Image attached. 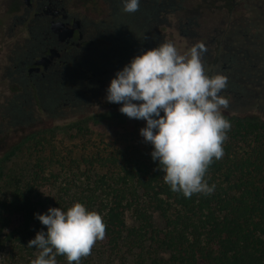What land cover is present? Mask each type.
Returning a JSON list of instances; mask_svg holds the SVG:
<instances>
[{"label":"trees","instance_id":"trees-1","mask_svg":"<svg viewBox=\"0 0 264 264\" xmlns=\"http://www.w3.org/2000/svg\"><path fill=\"white\" fill-rule=\"evenodd\" d=\"M122 40L121 64L115 70H105L104 76L93 70L83 84L33 87L37 106L58 118V111H82L107 95L111 80L134 52L124 43L134 36ZM152 44H137V56L157 42ZM13 106L5 109L7 124L35 122L27 108L16 116L8 110ZM226 118L231 129L224 156L213 161L205 176L215 190L191 198L171 191L163 181L165 173L151 157L152 145L97 140L79 124L74 126V145L64 152L54 135L32 137L24 147L29 156L24 175L0 195V255H7L11 264L9 259L31 264L38 249L29 248L28 242L47 231L36 214L56 207L66 211L79 202L98 212L107 226L105 239L97 242L98 255L80 264H264V123ZM56 259L57 264H68L64 256Z\"/></svg>","mask_w":264,"mask_h":264},{"label":"clouds","instance_id":"clouds-1","mask_svg":"<svg viewBox=\"0 0 264 264\" xmlns=\"http://www.w3.org/2000/svg\"><path fill=\"white\" fill-rule=\"evenodd\" d=\"M125 13L139 11L140 0H122ZM207 49L197 42L181 54L171 42L135 56L115 74L107 88L106 101L122 104L119 111L129 119L146 121L140 135L153 146L151 157L159 161L163 181L185 198L211 195L205 176L214 160L224 156V143L231 129L222 109L229 100L221 95L228 78L206 74L202 56ZM163 113V115H161ZM36 219L47 228L28 242L38 249L31 264H80L98 241L106 236V224L96 211L74 203L66 211L49 208Z\"/></svg>","mask_w":264,"mask_h":264},{"label":"flooded vegetation","instance_id":"flooded-vegetation-1","mask_svg":"<svg viewBox=\"0 0 264 264\" xmlns=\"http://www.w3.org/2000/svg\"><path fill=\"white\" fill-rule=\"evenodd\" d=\"M168 1L140 0L139 11L129 14L122 11V0H101L99 8H78L72 0H0V51H9L0 60V64L4 63L3 78L22 90L9 102L14 106L8 110L16 111L18 116L25 107L32 108V95L37 104L33 87L67 81L83 84L90 81L88 74L93 70L103 76L108 73L105 70H115L121 64L124 35L134 36L132 42H124L128 50L134 51L130 61L140 54V42H146L147 47H154L153 42H157L156 47L163 43L161 35L155 34L149 40L147 35L153 23L159 27L166 23L163 17L169 15ZM216 7L219 13L214 17L218 19H213L211 32L216 38L225 35L222 48L227 53L216 58L219 64L224 61V71L230 70L225 75L228 85L223 91L232 94L237 104L250 105L253 99L264 96V0H224ZM80 17L106 18L95 25ZM244 17L248 19L241 24ZM58 24L63 29H75L73 36L60 40L53 30ZM138 34L145 37L137 41ZM99 40L110 44V49H97Z\"/></svg>","mask_w":264,"mask_h":264},{"label":"rangeland","instance_id":"rangeland-1","mask_svg":"<svg viewBox=\"0 0 264 264\" xmlns=\"http://www.w3.org/2000/svg\"><path fill=\"white\" fill-rule=\"evenodd\" d=\"M223 2L224 0H169V15L163 17L166 23L160 27L153 23L148 31L147 39L159 34L164 42L173 43L181 54H185L197 42H202L207 49L202 56L206 74L209 76L228 75L230 70H223L224 61L219 64L216 58L218 54H227L222 48V42L226 40L225 35L216 38L214 32H211L213 30L212 21L218 19L214 17L216 13H219L216 6ZM72 4L78 8L85 5L99 8L101 0H72ZM80 18L84 21L91 20L95 25H99L106 17ZM245 19L248 17H244V20L240 21L241 24L245 23ZM144 37L145 34L142 35V38ZM96 45L100 51H107L111 47L104 40L97 41ZM8 54L9 51L2 49L0 60L3 61ZM3 64H0V167L2 168L0 170V195H5L10 191V182L13 179L24 175L29 162V156L24 148L25 144L39 134L48 133L49 136H56L55 143L63 152L74 145L73 137L77 132L74 128L75 124L89 129L95 134L97 140L119 144L130 141L136 144L151 145L146 143L140 135V129L146 127V121L129 119L119 111L122 104L108 103L106 95L84 107L82 111L61 110L56 113L58 118H50L37 104L33 103L35 97L31 94L34 98L31 103L33 107L25 108L27 112L33 114L35 122L30 126H10L4 118L5 109L16 93L22 90L17 85H13L10 79L3 78ZM227 65L230 66L229 63ZM221 95L229 100L228 109H222L225 117L264 123V96L260 95L253 99L250 105H239L232 94L223 91ZM98 249L99 245L96 243L92 256L98 255ZM9 260L13 262L12 264L16 262V259ZM0 264H11L7 260V255H0Z\"/></svg>","mask_w":264,"mask_h":264},{"label":"water","instance_id":"water-1","mask_svg":"<svg viewBox=\"0 0 264 264\" xmlns=\"http://www.w3.org/2000/svg\"><path fill=\"white\" fill-rule=\"evenodd\" d=\"M54 32L59 36L60 40L65 41L67 38H71L75 29H63V26L58 24L53 27ZM54 52V51H53ZM40 62L39 64H41Z\"/></svg>","mask_w":264,"mask_h":264}]
</instances>
